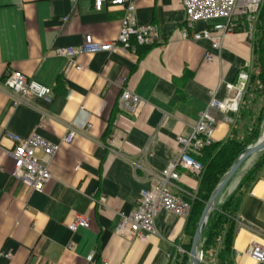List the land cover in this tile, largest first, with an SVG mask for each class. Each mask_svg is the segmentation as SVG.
Listing matches in <instances>:
<instances>
[{
    "label": "crops",
    "instance_id": "obj_1",
    "mask_svg": "<svg viewBox=\"0 0 264 264\" xmlns=\"http://www.w3.org/2000/svg\"><path fill=\"white\" fill-rule=\"evenodd\" d=\"M132 5L135 24L154 26L158 41L135 53L75 57L74 66L83 68L76 71L55 50L79 46L85 35L114 41L124 16L119 7L104 4L96 12L93 0H0V85L9 72H20L52 92L50 105L32 98L14 107L0 91V254L10 256H0V264H170L192 244L198 223L166 211L156 215L155 233L145 241H130L115 229L119 215L134 210L140 190L150 189L179 159V139L189 137L207 110L209 92L224 100L233 94L226 84H236L242 72L249 78L252 38L243 24L206 62L209 43L194 42L191 35L217 22L188 28L182 0H132ZM122 89L142 101L134 116L117 111ZM208 115L213 142H224L232 122L216 110ZM87 125L84 136L61 146L49 161L51 179L42 192L12 180V144L5 134H37L58 143L68 127ZM176 173L170 193L192 202L197 174L182 168ZM76 216L89 227L72 233L68 227ZM252 241L264 246V166L237 210L228 238L232 264H254L245 254ZM221 247L202 264H218ZM90 253L91 263L85 259Z\"/></svg>",
    "mask_w": 264,
    "mask_h": 264
},
{
    "label": "built area",
    "instance_id": "obj_2",
    "mask_svg": "<svg viewBox=\"0 0 264 264\" xmlns=\"http://www.w3.org/2000/svg\"><path fill=\"white\" fill-rule=\"evenodd\" d=\"M119 7L124 16L120 22L119 31L112 42H97L90 35H85L79 46L58 48L56 56L67 60L66 68L69 69L75 64L72 60L78 56H90L94 54H125L135 53L138 48L156 43L159 39L157 29L152 25H136L133 18L134 7L132 0H93V8L101 12L103 5ZM262 6V0H182V7L185 14V23L188 28L195 22L207 23L209 21L223 20L207 27L200 33H193L191 40L196 42L205 40L209 43L210 52L205 54L204 61L211 62L214 59V52H217L224 39L238 30H243L242 20L247 21V32L254 27L258 12ZM64 22L67 18L63 19ZM183 38H187L186 32ZM76 71H82L79 65L74 66ZM237 83L226 84L225 89L232 92V96L217 101L215 93L209 92L207 110L199 116L195 126L191 128L190 135L186 139H179L181 148L180 157L176 162H170L161 171L155 184L148 190L141 189L136 206L129 214H120V220L116 226L115 233L130 241H145L147 236L154 234V220L161 211L169 212L179 218L188 219L191 212V204L186 200L174 196L169 191L172 180H177L176 170L182 168L192 174H198L202 167L193 157L203 149L210 147L212 138V119L208 110H216L225 115V121L231 123V116L236 115L241 101L248 76L245 73L238 75ZM125 80L121 81L124 84ZM0 91L6 94L12 105L25 104L32 98L38 99L45 105L52 102L51 89L41 85L33 79L26 77L20 72H9L0 85ZM142 104V101L128 89H122L117 100V111L120 114L134 116ZM90 125L84 130H76L68 127L66 135L58 143H50L37 134H31L27 138H21L13 134H5L11 142L12 149L9 157L14 163L12 180L30 192H42L51 176L48 171L49 161L63 145L70 144L77 136H84ZM41 152L43 157L38 159L36 154ZM89 222L81 216H76L69 225L68 230L74 233L77 229H87ZM245 254L254 264H264V246L252 241L246 248ZM0 256L9 260L7 254ZM94 254L86 256V261L91 263ZM200 264L204 263V255L201 250L197 253Z\"/></svg>",
    "mask_w": 264,
    "mask_h": 264
},
{
    "label": "trees",
    "instance_id": "obj_3",
    "mask_svg": "<svg viewBox=\"0 0 264 264\" xmlns=\"http://www.w3.org/2000/svg\"><path fill=\"white\" fill-rule=\"evenodd\" d=\"M242 23L246 25L247 21L244 19ZM254 28L257 32L252 39V73L245 86L242 104L237 114L230 117L232 124L229 136L224 142L214 143L199 154L193 155L202 167L197 174L199 187L195 199L192 202L188 201L192 203L190 219L193 220L194 226L197 225L213 191L229 172L238 156L260 139L261 126L264 125V12L257 16ZM259 102L261 106H258ZM257 156V161L241 178L235 190L230 195H225L212 212L200 241L204 260H207L221 244L218 264H232L228 238L233 230L242 196L249 185L258 178L264 166V151ZM190 247L191 244H188L185 253L179 255L170 264H189Z\"/></svg>",
    "mask_w": 264,
    "mask_h": 264
},
{
    "label": "water",
    "instance_id": "obj_4",
    "mask_svg": "<svg viewBox=\"0 0 264 264\" xmlns=\"http://www.w3.org/2000/svg\"><path fill=\"white\" fill-rule=\"evenodd\" d=\"M264 151V136L254 145L249 148H247L244 152H242L234 164L232 165L229 172L224 176V178L221 180V182L218 184V186L213 191L212 195L210 196L209 200L207 201L205 208L202 212V215L200 217V220L197 225L196 232L194 234L190 252H189V261L190 264H200L197 253L199 250V245L201 241L202 233L206 227V224L212 214V212L215 210L216 205L218 202H220V199L222 197V193L227 190V188L231 185V183L236 178L238 172L242 168V166L250 160L252 157L256 156L257 154ZM239 182L235 183L230 189L233 191L235 187L237 186Z\"/></svg>",
    "mask_w": 264,
    "mask_h": 264
},
{
    "label": "rangeland",
    "instance_id": "obj_5",
    "mask_svg": "<svg viewBox=\"0 0 264 264\" xmlns=\"http://www.w3.org/2000/svg\"><path fill=\"white\" fill-rule=\"evenodd\" d=\"M262 12H264V0H262V6H261V8H260V10H259V12H258V16H259V14L260 13H262ZM213 22H223V20H218V21H213ZM257 32V30L253 27L251 30H250V36H251V38L253 39V36L255 35V33ZM251 73H252V71H251ZM249 80H250V76H249V78H248V81L246 82V84L249 82ZM246 84H245V86H246ZM244 90H245V87H244V89H243V91L241 92V101H242V98H243V96H244ZM252 97H253V95H252ZM241 101H240V105L242 104L241 103ZM239 105V106H240ZM255 106H257V104L255 105ZM258 106H261L260 105V102H259V105ZM264 136V125L263 126H261V135H260V139L262 138ZM259 139V140H260ZM258 155V154H257ZM254 156V157H252L250 160H248L243 166H242V168L240 169V171L238 172V174H237V176H236V178L234 179V181L231 183V185L227 188V190H225V192L223 193V196L224 195H226L227 196V194L230 192L228 189H230V187H232L235 183H237V182H240V180H241V178L245 175V173L253 166V164L257 161V159H258V156ZM233 192V191H232ZM223 198V197H222ZM188 263L190 264V262L188 261Z\"/></svg>",
    "mask_w": 264,
    "mask_h": 264
},
{
    "label": "bare ground",
    "instance_id": "obj_6",
    "mask_svg": "<svg viewBox=\"0 0 264 264\" xmlns=\"http://www.w3.org/2000/svg\"><path fill=\"white\" fill-rule=\"evenodd\" d=\"M224 196H225V195H224ZM224 196H223V197H224Z\"/></svg>",
    "mask_w": 264,
    "mask_h": 264
}]
</instances>
